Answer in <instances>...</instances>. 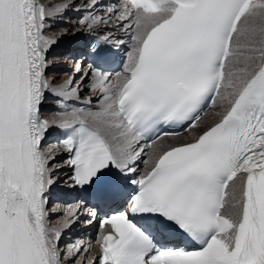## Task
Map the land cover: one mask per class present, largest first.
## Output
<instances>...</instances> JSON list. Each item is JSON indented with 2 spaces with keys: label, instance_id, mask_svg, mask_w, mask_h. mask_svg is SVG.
<instances>
[{
  "label": "snow or ice",
  "instance_id": "snow-or-ice-1",
  "mask_svg": "<svg viewBox=\"0 0 264 264\" xmlns=\"http://www.w3.org/2000/svg\"><path fill=\"white\" fill-rule=\"evenodd\" d=\"M0 264H264V0H0Z\"/></svg>",
  "mask_w": 264,
  "mask_h": 264
},
{
  "label": "rangeland",
  "instance_id": "rangeland-1",
  "mask_svg": "<svg viewBox=\"0 0 264 264\" xmlns=\"http://www.w3.org/2000/svg\"><path fill=\"white\" fill-rule=\"evenodd\" d=\"M55 2H56V3H61L62 0H55ZM80 2H81V0H77L78 5H79ZM109 4H112V3H109ZM66 20H69V12L67 13ZM59 27H60V26L58 25L57 28H56V31H57V32H59ZM75 35H76V34H74V35H70L69 37H67V38L64 40V42L67 41V40H69V39H71V38H73V37H75ZM67 45H70V43H68ZM68 47H69V46H68ZM63 54H64V52H63V53H59V52H57L56 54H54L55 56H57V57L59 58V63L57 64V66H56V68H55V72L58 74V75H57V79H58V80L61 79V77H60V75H59L60 73L69 72V71L71 70V67L73 66V65H72V61H68V60H65V59L63 58ZM62 79H63V80H66V79H68V77H67V76H63ZM94 99H95V98H94ZM94 99H93V102H94ZM93 104L96 105V101H95ZM46 105H48V107L45 108V111H46V112L54 107V105H53V103H52L51 101L48 102ZM95 105H94V106H95ZM52 134H53V133H52ZM51 140H52V139H51ZM51 140H49V141H51ZM62 178H63V177H62ZM54 222H55V221H54ZM74 229H75V228H74ZM78 233H81V234H82V232L78 231V229L75 230V231H70V232H69L70 236L64 241V243H70V242H73V241H75V240H77V239L90 240V239H89L88 237H86V235H84V234H83V235H79L78 237H76V235H77ZM93 244H94V242H93Z\"/></svg>",
  "mask_w": 264,
  "mask_h": 264
},
{
  "label": "bare ground",
  "instance_id": "bare-ground-1",
  "mask_svg": "<svg viewBox=\"0 0 264 264\" xmlns=\"http://www.w3.org/2000/svg\"><path fill=\"white\" fill-rule=\"evenodd\" d=\"M103 1H106V3L105 4H109V3H111L110 2V0H103ZM84 2V0H81V2L79 3V4H82ZM112 2H114V1H112ZM78 4V3H77ZM73 22H75L74 20H73ZM63 45H65V46H63ZM61 46H63V47H61ZM69 48L68 46H67V44H61L59 47H57V48H55L54 49V54H56L57 52H59V53H62V52H64L65 50H62L61 52H60V50L58 49V48ZM65 53V52H64ZM96 100L94 99V102H95ZM94 106V105H93ZM96 106V105H95ZM140 167H143L144 168V166H143V164H140L139 165ZM141 168H139L138 169V172H140L141 170H140ZM55 223V222H54ZM96 226L97 225H95V228H96ZM75 230H77V228H75V229H73L72 231H75ZM84 233H78L77 235H76V237H78L79 235H83ZM70 236V234L68 233L67 234V237H69ZM96 253H97V249L96 250H93V252H92V257H95V255H96Z\"/></svg>",
  "mask_w": 264,
  "mask_h": 264
}]
</instances>
